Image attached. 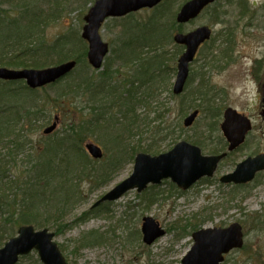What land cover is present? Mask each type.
I'll return each mask as SVG.
<instances>
[{
  "label": "rangeland",
  "instance_id": "obj_1",
  "mask_svg": "<svg viewBox=\"0 0 264 264\" xmlns=\"http://www.w3.org/2000/svg\"><path fill=\"white\" fill-rule=\"evenodd\" d=\"M16 1V3L23 2V7L14 9L9 4L12 0H0V15L7 13L5 14V24L0 23V58L3 60L0 62V67H6L2 63L7 64L6 60L8 59H13L9 63L24 59L25 44L8 50V46H3L2 42L9 35L10 28L7 25L9 21L23 20V24L28 23L29 26L34 24L32 23L33 21L27 22V10L31 6H33L31 10L40 12L41 15L38 19L42 24L39 27L35 25L31 31L35 33L33 36L36 39H41L40 42H51L61 36L75 37L76 35V38L81 37L84 25L83 17L91 6L89 2L84 3L81 0H64L63 2L59 0ZM188 1L168 0L163 6L166 8L170 7L169 10L173 13L175 21L179 7ZM242 1L248 5L249 19H238L239 8L236 6L237 1L232 3V7L230 4L226 6L227 1L225 0H222L220 5L224 6L222 8V18L227 21L228 27L229 25L233 27L234 41L232 47L234 49L232 50V55L234 61L222 69H218L212 64V66L210 65L211 67H201L203 64L201 57L204 54L208 52L215 54L219 50V47H216L214 52V46L211 49L209 46L215 43L216 34L222 29L221 26H213L215 37L212 43H208L197 52L195 61L190 64L186 90L179 96H174L172 89L176 76V62L182 49L174 45L173 42L165 44L160 49L163 52L160 57L162 58L161 69L164 70V73L161 76H157L153 82V87L138 88L137 85L140 82H134L132 79V72L135 70L134 65L127 64L129 66H124L120 61L116 62V57L117 59L130 57L124 51L126 48H122V43L135 40V47L140 43L145 45L153 43L154 36L148 35L152 30V26L148 28L141 26L153 15V10L141 11L123 19H109L102 25L100 35L102 41L109 47V54L105 57L101 70H93L88 65L91 68L92 75L98 77L104 67L112 62V83L121 87V93L122 87L125 91L130 89L128 84L131 82L133 84L131 87L132 91L135 90V87L138 88L136 96L139 99L136 98V101H142L135 111L139 122L135 123L131 132L129 131L132 134V138L129 136L128 139L125 138L121 141L123 147L126 142H130V144L125 146L126 151L115 157L113 156L114 159H111L113 155L111 149H114L109 145V150H107L99 139L104 138V132L111 133L109 132L110 130L115 131L116 134L119 133L122 123L117 121L120 116L116 117L115 124L111 121L103 122L100 125L101 132L96 129L92 134L93 136H89L88 132H83L86 126V124H82L83 121L88 122L89 119H92V116L89 115L91 103L88 102L86 95L76 94L75 96L72 93L66 95L65 91L59 95V89L64 84V78L47 87L39 88L31 95L23 90L22 84L23 86L25 84L22 82L5 84L0 82V87L4 89L11 87V90L17 91L8 98L5 95L0 98V105L7 101L11 103L19 102L18 105H22V107L10 105V108L8 107L9 110L5 113L0 112V126L5 125L9 120H14L6 128L10 131L9 140H0V160H7L8 157L13 155L9 159L10 161L12 160L10 165L15 164L12 167L3 163V167L6 168V178H4L0 186H4L7 182L14 183L16 181H18L17 186H20L23 182H27L28 178L25 172L38 159L43 160L44 154H37V148H41L48 142L51 143L55 138L63 135L73 136L78 134L77 143L79 139L82 140L83 138L82 143H78L82 148L81 155L72 153V155L64 159L69 160L73 167L84 163L86 160L85 162L89 163L87 171L89 172V170L93 169L95 175L96 171L97 173L101 172L102 166H108L109 161L114 160L120 163L113 169L111 174L107 173L110 179L106 175V181L103 183L93 182L94 179L90 178V176L89 181L83 180L80 183L77 194H75L76 198L74 196L76 203L73 206L70 205L62 209L61 204L60 206L58 204L53 209L49 206L41 208L38 213V219L48 218V223L45 226L42 221L40 227L33 226V224L24 225L33 226L35 231L46 229L48 232L53 233L55 235L53 241L57 244L67 264H181V260L192 247L191 233L182 236L181 229L186 225L188 226L189 223L195 222L201 224L200 230L208 228L224 229L233 223H237L242 227V248L230 251L222 264H264V171L256 175L250 184L240 188L219 183V178L232 172L238 163L259 153H264V119L261 117V108L255 103V93L248 74L251 59L248 57H251V53L253 54L256 51L254 47H258L261 52L264 51V44L260 38L262 36V27L264 26V0ZM59 5L62 11L59 13L57 11V15H52L55 14L53 9L58 10ZM210 14L205 12L179 29L181 32L187 33L196 30L202 25L210 26L212 22ZM251 21L254 28H251L252 30L249 33L253 32V34L252 37L248 38V29L245 30V22L250 23ZM238 22L240 23L239 27H235ZM163 23L169 24V21L164 20ZM16 26L18 27L19 25ZM216 45L221 44L216 41ZM67 48L72 50L70 54H77L73 43L72 46ZM131 48L135 49L132 46ZM77 49L87 50L86 43H82ZM29 50L36 49L30 47ZM41 51L44 52L45 49L42 48ZM8 53L11 56H7ZM142 55L143 52L141 53ZM42 58V56H39L38 63H40ZM33 62L35 63L36 60H33ZM56 65L58 64H50L51 67ZM153 74L155 75L154 71ZM201 79H205L206 83H201ZM125 83L126 85H124ZM199 83L201 85L197 88ZM195 88L198 90L200 88L203 92L209 90L210 101L204 100L202 106L196 109L199 114L192 125L184 127V120L194 111L189 109V107L191 106L190 94L194 92ZM120 93L114 92V96L105 99V110L110 113V116L117 113L116 105L119 100H116L115 97L120 98ZM62 95L65 96L62 98ZM23 98H28L25 103L20 102ZM196 103L201 104L199 101H196ZM218 108H220V113L218 112L217 126H211L212 122H215L217 114V112L211 114V111H216ZM227 108L234 109L250 117L249 120L252 125V130L246 136L244 143L234 152L227 151L219 130L223 111ZM11 110L15 111L12 112ZM23 114L24 117L22 118L18 116ZM27 114L28 117L25 116ZM52 123L57 124L55 130L48 135H44L43 131ZM70 128L74 132H70ZM14 135L17 136V140L21 144L17 151L12 150V145L8 143L13 139ZM197 139L203 141V143L205 142V148L194 145L191 142ZM180 142H187L199 147L205 156L213 155L208 149L221 142L220 147H217L218 154L226 152L228 154L219 164L213 178L201 180L186 191L181 192L168 180L163 181L159 186H151L152 189L148 187L141 193L130 191L118 201L109 205L105 204V209L101 205L93 206L102 196L132 174L134 158L136 154L142 153L136 152L135 154L132 150H137L141 146L147 149L156 147L153 153H147L150 156H156L170 151ZM89 143L97 144L101 148V160H94L88 156L86 145ZM222 146L223 148L220 150ZM121 155H123L122 158ZM28 156L32 158L29 162L27 160ZM31 174H34V172H31ZM19 175L21 176L19 177ZM56 177H50L49 180L44 177L48 188L39 182V187L35 186L31 193L37 197L41 195V198L44 195V199H48L49 205H56L67 189L58 185L59 179ZM17 195L18 198L16 200L17 204H19L22 194L17 193ZM151 196L157 198L151 201ZM8 199L14 200L12 194L8 196ZM34 205L36 206V204ZM39 207H42V204ZM15 209L17 208L15 207ZM59 211L60 214L63 211L69 212L66 213L63 219L61 218L63 226L59 227L56 233L55 228L57 227L53 222L57 220L55 217L58 216ZM83 213L89 214V219L85 223L78 222L77 220ZM255 214L261 216V220L258 223H256L258 219L254 220L252 217ZM145 217L152 218L165 230V234L149 246L142 243V235L140 233V226ZM7 218H9V214L0 212V225H3L4 220ZM64 225L68 227L66 228ZM5 228L6 231H14L11 237H7L2 241L1 245L16 236L18 225L13 227L10 224ZM170 228L178 230L169 231L168 229ZM92 232L101 235L104 240L91 246L84 247L81 245L83 237ZM18 264L41 263L38 255L33 252L20 260Z\"/></svg>",
  "mask_w": 264,
  "mask_h": 264
},
{
  "label": "trees",
  "instance_id": "obj_2",
  "mask_svg": "<svg viewBox=\"0 0 264 264\" xmlns=\"http://www.w3.org/2000/svg\"><path fill=\"white\" fill-rule=\"evenodd\" d=\"M59 1H64V0H59ZM84 3L89 2V4H92L94 0H81ZM16 0H12V2H9L11 6L14 9H19L23 7V2L16 3ZM165 2H168L166 0ZM162 3L158 7L153 9V15L148 19L147 22L142 23L141 26H146L147 28L149 26H152V30L150 31L149 36H154L153 37V43L151 45H145L140 43L135 47V40H129L125 43H122V48H126L124 51L127 52L129 58H123L120 57V59H117L116 57V62L120 61L122 65L124 66H129L127 64H131L132 66L134 65L135 70L132 72V79L134 82H140L138 86L142 88H149L153 87L154 81L157 78V76H161L164 72L163 69H161V64H162V58L160 56L163 55V52L160 50L163 48V46L167 43H172L171 37L173 33L176 32H181L179 29L180 26H177L174 19H173V13L170 12L169 8H166L163 6ZM58 3V2H56ZM33 6H31L27 10V22H32L31 26L28 25V23L23 24V20L18 21V20H12L8 22V27L10 28L9 30V35L6 36L5 40H3L2 45L3 46H8V50H11L15 46L23 45L25 44L24 48L26 52H24V59H19L17 62L9 63V61L13 59H8L6 60V63H2V65L8 67V68H15V69H30V68H47L50 66V64H61L67 61L75 60L77 62L76 68L70 73L67 77H65L63 80L64 84L63 86L59 89V95L65 91L66 95L72 93L73 95L76 96V94L79 95H86L88 102L91 103L90 106V111L89 115L92 116V119H89L88 122H84L82 124H86L84 127L85 130L83 132H88L89 136H93L92 134L94 131L97 129L99 132H101V124L103 122H112L115 124L117 120V116H120V119L117 122L122 123V129L119 128V133L116 134L115 131L110 130L109 132L114 133H107L104 132V138H100L99 140L104 144V148L109 150L108 147H112L114 150L111 149V152H113L111 159H114L115 156L120 154L123 151H126L125 146H129L130 142H126L124 147L121 144V141L124 140L125 138L128 139L129 136L132 138V134L129 133L131 132L132 127L135 125V123H138L139 120L137 119V116L135 115L136 108L138 107L139 103H142L136 101V98H138L137 95V87H135V90L132 91L131 87L133 84L129 82L128 87H130L129 90H124L122 87V91L120 93V88L119 86H116L112 83V75H113V69H112V62H110L108 65L104 67V69L100 72L98 77H94L91 72V68L88 66L87 60H86V54L87 50H78L77 48L79 45L84 44L85 42L81 39V37L76 38L73 36H61L56 39H54L51 42H40V38L36 39L35 36H33L32 29L36 25L37 27L40 26V20L38 19L41 15L40 12L38 13L37 11L31 10ZM24 10V9H23ZM55 11V14L52 15H57L61 10V6L59 5L58 10L53 9ZM5 14L7 13H2L0 15V23L5 24L4 22L6 21V16ZM22 12V16H23ZM164 20L169 21V24L163 23ZM21 28H20V24ZM16 25H19L18 27ZM149 31V30H148ZM71 35V34H70ZM67 37V38H66ZM138 39V38H136ZM72 43L75 45V51L77 54H70V51H72L70 48H67L68 46H72ZM134 47L135 49L133 50L131 46ZM30 47L36 49V50H29ZM42 48L45 49V51H41ZM120 51V49H118ZM74 51V50H73ZM144 51H149L145 52ZM143 52V55L141 56V53ZM7 56H11L9 53ZM18 56V55H17ZM39 56H42V60L40 63H38V58ZM117 56V55H116ZM33 60H36L34 63ZM3 61L2 58H0V62ZM135 63V64H134ZM49 64V65H48ZM48 65V66H46ZM51 67V66H50ZM85 67V68H84ZM156 69V72H155ZM153 71L155 75L153 74ZM138 79V80H137ZM2 83V82H1ZM5 84V83H2ZM21 84V83H20ZM126 85V83L124 84ZM201 83L198 84L197 88L200 87ZM23 90L26 92H29L30 95L34 91H30L29 89L26 88V86L22 84ZM6 88V87H5ZM195 88L194 92L190 94V103L191 106L189 109L196 110L198 107L202 106V103L204 100H209V95L210 92L209 90H206V92H203ZM12 88L10 87L9 89H4L0 87V98H2L4 95L8 98L10 95H14L17 91L16 90H11ZM152 89V88H151ZM114 92L120 93V98L115 97L116 100H119V102L116 105V112L112 114L113 116H110V113L106 112L105 108V99L107 97L114 96ZM122 95V96H121ZM65 95H62V98ZM28 98H23L20 102L25 103V101ZM139 99V98H138ZM196 101H199L201 104H197ZM188 102V101H187ZM19 102H5L0 105V112L5 113L7 110H9L10 105L12 106H21V104L18 105ZM9 107V108H8ZM12 112L15 110H11ZM22 111V110H21ZM216 114V119L215 122H212V125L217 126V117H218V112L220 113V108H218L216 111L212 110V113ZM8 113V112H7ZM26 113V112H25ZM28 113V112H27ZM19 114V113H18ZM21 118L24 117L23 115H18ZM28 117V114L25 115ZM159 117V116H158ZM219 118V117H218ZM158 119V118H156ZM87 121V120H86ZM141 121V120H140ZM14 122V120H9L5 125L0 126V140L8 139L9 136V130L6 129L8 127L9 123ZM104 125V124H103ZM214 128V127H213ZM70 132H74L73 129L70 128ZM127 131V132H126ZM98 133V132H97ZM107 133V134H106ZM73 134V133H72ZM125 136V137H124ZM77 137L78 134H75L73 136L71 135H63L61 137L55 138L53 142H48L45 146L39 147L36 150L37 154H44L43 155V160L38 159L37 162H34L35 164L32 165L35 169L34 177H29L27 179V182H23L20 186H17V182L14 183H8L5 184L4 186H0V212L2 214H9V218L4 220L3 225H0V246L2 241L5 240L7 237H11L13 231L7 230L6 231V226L12 224L13 227L14 225H28V224H33L36 227L41 226V221L44 222V226L48 223V218H43V219H38V213L41 208H47L52 207L55 208L58 204L61 208H67L70 205H74L75 199L77 194V190H79L80 183L83 180H88L89 181V176L90 178L92 177L94 180L93 182L96 183H103L105 180V177L107 173H112L113 169L120 164L118 161H109L108 166H102L101 172L96 171V174L94 175L93 169L87 171L89 167V163L85 162L80 163L76 166H72L69 160H64L65 158H68L72 153L75 154H80L82 152L81 146L78 145V143H82V140L79 139L77 143ZM9 140V139H8ZM193 142L194 145H198L202 148L204 147L203 141H199L198 139ZM223 142V141H222ZM9 144L12 145V150L17 151L20 147L21 144H19L17 140V136H13V139L8 142ZM224 143V142H223ZM110 145V146H109ZM221 142L218 143L216 146H211L208 150H210L211 154L215 155L218 154V149L217 147H220ZM223 148V146L220 148V150ZM156 147L153 148H143L138 147L137 150H132L133 153L136 154V152H144V153H153L155 151ZM12 153V152H11ZM132 153V154H133ZM124 155V153H123ZM121 155V158L122 156ZM8 157V159H3L0 160V185H2L4 178H6V168L3 167V163L7 166L10 165L12 160L10 161L9 159L12 158ZM114 156V157H113ZM35 158V157H34ZM28 162L32 160L31 156H28ZM7 161V162H6ZM15 164H12L10 166H14ZM79 166V167H77ZM9 167V166H8ZM59 179L58 185L61 188H67L64 191L63 197L61 200H58L56 205H49L48 199L41 198V195L39 197L33 195L31 191H33L34 187L37 186L39 187V182L43 183L46 188H48L47 184L45 183L44 177H46L48 180L50 177ZM94 176V177H93ZM108 176V175H107ZM20 177V176H19ZM108 179H110V176H108ZM208 183V182H207ZM22 187V188H21ZM152 189V188H151ZM154 189V188H153ZM22 194V198H20L19 204H17V198L18 195ZM12 194V197H14V200H9L8 196ZM158 195V194H157ZM155 196V195H154ZM151 196L150 200L153 201L154 197ZM149 198V197H148ZM36 204V206L34 205ZM42 204V207H39V205ZM15 207L17 209H15ZM104 208V207H103ZM105 209V208H104ZM69 211H63L60 214V211L58 213V216L55 217L57 220H54V225H56L57 228H55V231L57 233V229L62 225L61 218L63 219L66 215V213ZM99 214V213H98ZM97 214V215H98ZM89 214H83L79 217L78 222L85 223L89 219ZM254 220L258 219L256 223L260 222V217L258 214H255L252 216ZM61 222V224H59ZM201 224L200 223H189L188 226H184L181 229V234L187 235L188 233H193L197 230H199ZM64 227H66L64 225ZM68 227V226H67ZM66 227V228H67ZM169 231H175L178 230L176 228L168 229ZM167 230V232H169ZM191 231V232H190ZM104 240V238L101 235L96 234L95 232L90 233L89 235H86L83 237V240L81 241V245L85 246H91L93 244H98L101 243ZM244 249V248H243ZM242 249V250H243Z\"/></svg>",
  "mask_w": 264,
  "mask_h": 264
},
{
  "label": "water",
  "instance_id": "obj_3",
  "mask_svg": "<svg viewBox=\"0 0 264 264\" xmlns=\"http://www.w3.org/2000/svg\"><path fill=\"white\" fill-rule=\"evenodd\" d=\"M164 0H96L83 18L84 26L81 37L88 46L87 61L95 70L101 69L104 58L108 55V45L100 37L99 31L107 18H121L142 9H152ZM215 0H190L182 5L176 15L177 24H186L194 20L200 12ZM207 27H199L187 34H176L173 41L184 46L185 51L177 61L176 79L173 94L182 93L192 63L199 46L210 38ZM76 66L75 61L64 62L42 70H11L0 68V80H23L30 89H38L53 84L67 76ZM193 112L184 122L189 127L197 117ZM56 123L43 131L52 133ZM223 138L228 144L227 150L234 151L241 146L251 130L250 121L233 109H227L220 124ZM87 153L93 159H101L102 151L94 144L86 145ZM225 154L205 156L199 147L187 142L176 144L170 151L158 156L138 153L134 158L132 174L110 190L99 202H113L131 190L144 191L148 185H159L163 180H170L179 189L186 190L202 178H211ZM264 170V154L249 157L237 164L232 173L220 178L222 184L243 185L251 182L255 175ZM142 241L151 245L164 234L151 218H144L141 226ZM54 234L47 230L35 232L31 226L21 227L18 237L8 241L0 249V264H16L19 256H25L36 250L43 264H66L57 245L52 243ZM193 245L181 260V264H221L224 255L233 249L242 247L243 234L237 223L225 229H202L192 234Z\"/></svg>",
  "mask_w": 264,
  "mask_h": 264
},
{
  "label": "flooded vegetation",
  "instance_id": "obj_4",
  "mask_svg": "<svg viewBox=\"0 0 264 264\" xmlns=\"http://www.w3.org/2000/svg\"><path fill=\"white\" fill-rule=\"evenodd\" d=\"M222 0H216L214 3L209 4L207 7H205L202 11V14L205 12L211 13L210 15L212 16V22L211 25H202L201 27H208L211 31L210 38L206 40L199 49L203 48V46L207 45L208 43H212L213 38L215 37L214 29L212 28L213 26H221V30L219 31L218 34H216L215 37V43L210 44V49L214 46V52L215 48L219 47V50L214 54L208 52L207 54H204L201 57V61L203 64L201 67L205 66H210L211 64L214 65L218 69H222L229 65V63H232L234 61L233 55H232V50L234 49L232 47L233 45V33H232V26L229 25L227 21H224V18H222V13H223V7L221 5ZM227 1V4H230L231 7L233 6L232 3L236 2V6L239 8L238 13V19H244L248 18L249 19V8L248 5L242 1V0H225ZM239 22L238 24H235V27H239ZM254 28L252 21L245 22V30L248 29V34L247 37L250 38L252 37L253 32L249 33ZM229 29V30H228ZM262 39V42L264 44V26L262 27V36L260 37ZM216 41L219 42L221 45H216ZM182 51H184V47L182 46ZM261 48V46H260ZM256 50L251 53V57L249 56L248 58L250 59V64H249V69H248V74L251 79V84L253 85V91H254V97H255V103L261 108V117L264 119V51L261 52L258 47H254ZM259 52V53H258ZM255 54V55H254ZM211 65V66H212ZM210 66V67H211ZM201 83H206L205 79H201ZM217 98V96H215ZM239 113V112H238ZM241 114V113H239ZM245 116L244 114H241ZM248 119L250 117L245 116ZM252 130V129H251ZM262 154V153H259Z\"/></svg>",
  "mask_w": 264,
  "mask_h": 264
},
{
  "label": "bare ground",
  "instance_id": "obj_5",
  "mask_svg": "<svg viewBox=\"0 0 264 264\" xmlns=\"http://www.w3.org/2000/svg\"><path fill=\"white\" fill-rule=\"evenodd\" d=\"M98 160H101V159H98ZM31 172H34V173H35V169H34V167H32V166L29 167L28 170L25 172V174L27 175V178H29V177H34V174H31ZM19 176H21V175H19ZM21 227H25V226L22 225V226L18 227V230H19ZM18 230H17L16 236L10 238L8 241H10L11 239H13V238H15V237H18ZM8 241H7V242H8ZM7 242H6V243H7ZM6 243H5V244H6ZM5 244H4V245H5ZM4 245H2V247H0V249L3 248ZM32 251H36V250H32ZM59 251H60V250H59ZM36 252H37V251H36ZM60 253H61V252H60ZM61 255H62V254H61ZM19 257H22V256H19ZM62 257H63V255H62ZM38 258H39L40 263L43 264V263L41 262L40 257H38ZM63 258H64V257H63Z\"/></svg>",
  "mask_w": 264,
  "mask_h": 264
}]
</instances>
